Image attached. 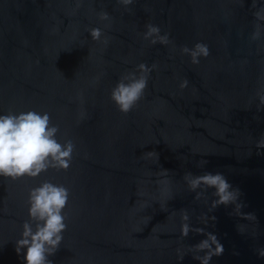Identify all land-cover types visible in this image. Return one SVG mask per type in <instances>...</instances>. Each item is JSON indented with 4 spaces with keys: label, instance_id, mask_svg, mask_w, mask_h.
Masks as SVG:
<instances>
[{
    "label": "water",
    "instance_id": "1",
    "mask_svg": "<svg viewBox=\"0 0 264 264\" xmlns=\"http://www.w3.org/2000/svg\"><path fill=\"white\" fill-rule=\"evenodd\" d=\"M258 16L264 0H0V114L46 112L58 142L74 145L67 170L0 176V264H26L16 241L43 182L69 191L51 264H201L195 257L206 252L193 247L207 233L223 246L209 264H264ZM148 24L170 42L145 40ZM196 43L209 55L193 64L181 50ZM141 63L151 69L144 96L122 113L111 91ZM189 172L222 173L242 195L214 206V189L189 190Z\"/></svg>",
    "mask_w": 264,
    "mask_h": 264
},
{
    "label": "clouds",
    "instance_id": "2",
    "mask_svg": "<svg viewBox=\"0 0 264 264\" xmlns=\"http://www.w3.org/2000/svg\"><path fill=\"white\" fill-rule=\"evenodd\" d=\"M127 7L133 0H118ZM102 21L109 20L107 12L99 13ZM264 19V17H259ZM143 34L145 40L151 44L160 43L167 45L168 36L160 34V28L153 24L146 25ZM103 33L99 28L90 30V36L95 41H100ZM259 37V31L253 35V39ZM106 42V41H105ZM182 53L191 58L193 64L199 63L200 57H207L209 49L206 44L196 43L193 48H182ZM155 67L154 65L152 66ZM151 69L145 64L138 65V72H128L121 76L116 86L111 91V100L119 111L129 113L144 96L147 88ZM184 80L180 87H187ZM264 104V95L260 97ZM59 129L51 123L48 113H40L33 110L20 113L9 112L0 114V176L13 180L24 176L37 177L41 173L51 169L67 170L70 167L74 145L71 140L60 143L57 140ZM258 147H264V138L258 142ZM206 161H201L203 166ZM184 180L189 190L196 192L198 189L206 191L214 189L213 195L217 197L215 205L228 206L236 203L242 195L238 188H234L222 173L206 172L203 175L194 176L186 173ZM201 192H197L200 195ZM69 191L63 185L43 182L33 188L28 197L29 221L24 222L21 238L16 241V252L22 253L25 249L24 260L26 264H51L48 259L59 248L63 240V232L66 230V217L63 210L67 206ZM236 207H241L236 204ZM185 223L182 224V235L187 237L190 226L187 223L189 216H182ZM33 225L35 227H33ZM195 231H202L195 229ZM214 246V247H213ZM196 252L205 251L204 256H196L201 264H209L212 256L223 253V246L217 237L207 233L206 238L193 247ZM258 254L264 257V249H258Z\"/></svg>",
    "mask_w": 264,
    "mask_h": 264
}]
</instances>
